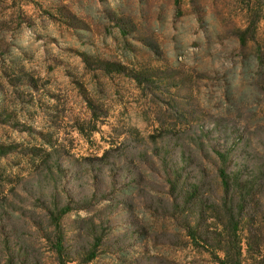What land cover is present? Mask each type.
<instances>
[{"label":"rangeland","instance_id":"rangeland-1","mask_svg":"<svg viewBox=\"0 0 264 264\" xmlns=\"http://www.w3.org/2000/svg\"><path fill=\"white\" fill-rule=\"evenodd\" d=\"M223 166L260 239L264 0H0V264H215Z\"/></svg>","mask_w":264,"mask_h":264},{"label":"trees","instance_id":"trees-1","mask_svg":"<svg viewBox=\"0 0 264 264\" xmlns=\"http://www.w3.org/2000/svg\"><path fill=\"white\" fill-rule=\"evenodd\" d=\"M243 46L247 40L241 37ZM224 161V154H220ZM221 196H213L208 208L202 201L196 214L189 212L184 218L171 216L176 228L181 229L186 238L188 248L207 255L215 264H264V236L260 239L250 237L248 216L244 215V206L235 201L236 194L232 191L230 176L225 167L218 170ZM185 196L183 207L188 206ZM247 232V235L245 234ZM249 234V235H248ZM96 256L93 254L85 260L91 263Z\"/></svg>","mask_w":264,"mask_h":264}]
</instances>
